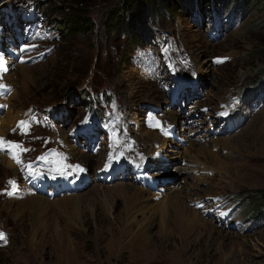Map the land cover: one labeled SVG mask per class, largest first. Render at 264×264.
I'll list each match as a JSON object with an SVG mask.
<instances>
[{
	"label": "rangeland",
	"instance_id": "1",
	"mask_svg": "<svg viewBox=\"0 0 264 264\" xmlns=\"http://www.w3.org/2000/svg\"><path fill=\"white\" fill-rule=\"evenodd\" d=\"M121 1L0 4V264H264V0Z\"/></svg>",
	"mask_w": 264,
	"mask_h": 264
},
{
	"label": "trees",
	"instance_id": "2",
	"mask_svg": "<svg viewBox=\"0 0 264 264\" xmlns=\"http://www.w3.org/2000/svg\"><path fill=\"white\" fill-rule=\"evenodd\" d=\"M90 1L92 0H70L73 5L67 10L64 11V7L60 8L62 13L66 15L68 29L72 31L71 33H84L95 28L96 25L89 17L82 16L83 12L81 11V7ZM152 4L153 3H143L142 0H122L120 4H116L114 7L106 10L105 19L101 24L106 32H119L124 30L128 32L129 35H132L133 27L135 28V26H138L137 33H139L140 26L144 28L142 23L143 20H141L142 16L145 15L146 17L147 15L153 14L155 5ZM123 10H125L127 14L126 18L121 14ZM134 19L136 20L133 25H131ZM97 27L99 28L100 25L98 24ZM262 195L264 197V193Z\"/></svg>",
	"mask_w": 264,
	"mask_h": 264
},
{
	"label": "bare ground",
	"instance_id": "3",
	"mask_svg": "<svg viewBox=\"0 0 264 264\" xmlns=\"http://www.w3.org/2000/svg\"><path fill=\"white\" fill-rule=\"evenodd\" d=\"M218 114L219 115H221V116H223L225 113H224V111L223 110H219L218 111ZM165 145H161L160 147H164ZM153 158V157H152ZM155 161H158L159 162V164L160 163H163L164 164V160L162 159V158H158V160H155ZM11 165V164H10ZM126 189H127V191L126 192H124L125 194H126V198H127V202H126V208H127V211H130V208H131V206L132 205H134L135 204V202H134V199H136L140 194H139V190L138 189H130V188H128V187H125ZM71 199V198H70ZM75 200V199H74ZM32 201V200H31ZM42 201V199H40V198H37L35 201H33L32 203L33 204H35V205H37L38 203H40ZM170 203V205L169 206H167V208L169 207V209H172V211H173V213H175L176 214V217H177V215L179 214L177 211V209H176V204H175V201H173V200H171V202H169ZM32 204V205H33ZM18 214H20V213H18ZM17 213H14V215H18ZM34 214V213H33ZM174 214V215H175ZM195 216V215H194Z\"/></svg>",
	"mask_w": 264,
	"mask_h": 264
},
{
	"label": "snow or ice",
	"instance_id": "4",
	"mask_svg": "<svg viewBox=\"0 0 264 264\" xmlns=\"http://www.w3.org/2000/svg\"><path fill=\"white\" fill-rule=\"evenodd\" d=\"M21 124H23V122H21ZM13 147H19L18 145H14ZM20 161L17 159V163H19ZM0 238H3V234L0 233Z\"/></svg>",
	"mask_w": 264,
	"mask_h": 264
},
{
	"label": "water",
	"instance_id": "5",
	"mask_svg": "<svg viewBox=\"0 0 264 264\" xmlns=\"http://www.w3.org/2000/svg\"><path fill=\"white\" fill-rule=\"evenodd\" d=\"M5 0H0V4H2Z\"/></svg>",
	"mask_w": 264,
	"mask_h": 264
}]
</instances>
